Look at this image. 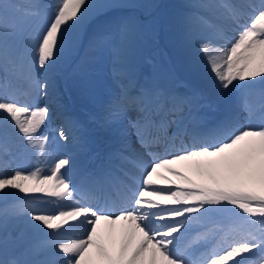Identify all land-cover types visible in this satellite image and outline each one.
Segmentation results:
<instances>
[{
  "label": "snow or ice",
  "instance_id": "obj_1",
  "mask_svg": "<svg viewBox=\"0 0 264 264\" xmlns=\"http://www.w3.org/2000/svg\"><path fill=\"white\" fill-rule=\"evenodd\" d=\"M114 6L106 0H59L37 37L35 60L27 66L18 38L27 32V18L41 17L42 6L38 0L27 7L0 0V157H7L10 138L16 134L41 155L47 151L48 138L38 133L50 110L22 102L20 89L27 85L36 99L47 96L50 83L37 79V70H42L41 76L50 75L57 51L74 41L89 17ZM183 22L188 39L199 31L211 32L213 39H227L226 30L241 29L230 46L198 41L204 53L210 49L217 53L209 57L217 86L241 89L240 110H229L205 130L192 117L198 93L178 96L140 86L130 89L125 84L106 120L123 119L128 124L122 147L106 166L88 176L87 187L93 195L85 199L96 200V205L74 203L49 212L38 206L47 202L42 197L24 201L26 226L49 238L23 245L11 259L0 258V264H91L85 260L91 249L107 264H264V0H195ZM157 112L175 117L167 121L175 125L171 135L155 119ZM128 133H134L142 151L132 146ZM59 136L69 139L63 130ZM161 145L164 154L155 151ZM177 164L187 171L173 167ZM69 165L70 158L65 156L44 175L39 167L28 174L20 169L10 175L0 171V204L4 205L0 209V250L7 246L10 223L20 214L8 211L12 190L71 203L76 189L61 173ZM170 176L182 184L176 185ZM137 180L139 187L134 191ZM29 181L34 184L28 185ZM111 189L117 190L119 198L133 196L132 207L114 210L117 201ZM169 204L176 207H166ZM229 205L241 209L243 215ZM217 216L229 219V225L220 223ZM101 221L113 226V231L125 222L115 254L98 235ZM80 226L82 235L67 237L69 230ZM197 227L204 231L189 240L188 234Z\"/></svg>",
  "mask_w": 264,
  "mask_h": 264
},
{
  "label": "rangeland",
  "instance_id": "obj_2",
  "mask_svg": "<svg viewBox=\"0 0 264 264\" xmlns=\"http://www.w3.org/2000/svg\"><path fill=\"white\" fill-rule=\"evenodd\" d=\"M7 2L29 5L32 0H7ZM38 2L42 6L41 17L27 18L28 27L26 34H28V31L29 34L22 35L18 38V44L22 48L26 63L29 62V58H32L34 62L37 55V37L41 34V30L48 19L54 14L55 7L59 4V0H38ZM106 2H110L115 6L103 13H97L89 17L85 24L75 33L74 41L72 43H66L62 50L57 51L55 72L53 71L48 76H41L40 71L42 70H37V79L47 80L50 83V87H54L55 85L58 89L55 97L48 94L47 96H41L39 99H36L32 90L27 85L20 89V96L24 94L31 95V97L30 95L28 96L30 99L23 100L20 98L22 102L27 101L30 104L35 103V106H46L51 112H49V118L46 120L45 127L41 126L38 135H48L49 128L54 129L52 135L57 133L56 129L58 131L63 130L69 137L68 141L63 140V145H70V150L61 154L58 153L59 155L53 156L45 162L42 161L40 164H33L32 155L29 153L33 148L24 142L21 134L13 135L14 138H12L14 140L17 139L18 142L16 141L15 144L11 145V154L16 158L19 165L17 168L12 165L14 170L20 169L25 174H28L30 171L39 167L42 169V173L48 170L46 173L48 174L60 158L65 156L72 158L74 153L81 152L80 150L83 144L81 141L83 140L84 130L87 128L84 123H79V119L82 122L84 120L81 118V115H85V120L86 116H88V119L91 118L90 121L87 119V123L93 126L103 128L112 126L113 128L118 124L115 121L110 123L103 121L105 124H99L100 119L98 115L100 113L97 111L99 108L97 105L104 101V98L109 95L111 90H119L117 93L119 94L125 84H128L130 89H133V84H135V87L137 82L141 83L145 79L146 72H150L156 66L166 73H169L170 77L176 80L175 88H178L177 90L179 92L176 91L174 93L175 95L192 94L193 90H198L199 97L197 103H199V101L204 102L205 90H208V92H211L212 89L214 90L213 82L209 86V82L207 81L208 86H205L204 89L203 87L196 86L195 79L200 81L204 80L202 78L204 77V81L206 79L211 80L212 73L208 72L206 63L209 62L210 56H216V54L202 52L201 57L197 56L198 60H192L191 58L194 51L198 52V41H210L213 39L211 32L199 31L191 39L185 36V25L183 21L185 15L189 12V8L184 9V7H189L195 0H107ZM255 2H258V0H255ZM47 5L49 6L47 7ZM52 9L55 10L53 11ZM242 23L244 22L242 21ZM240 30L238 27L230 28L225 32L227 39L217 40L221 45L229 44V41L235 40V34ZM175 72H178L179 76ZM9 78L12 79L11 74ZM17 78H21L20 73H17ZM259 79L257 78V81ZM195 86L197 89H194ZM237 90L241 91L238 87L234 92H238ZM222 91L223 95L211 98L214 101H210V98L208 99L212 103L211 106L214 110H224L227 100L230 99L228 93L226 94L225 92L229 90L224 89ZM111 98L105 101L107 102ZM32 99L33 101L31 102ZM213 109H210V111ZM108 110H110L109 107L106 108V111ZM94 111H97V114L93 117ZM198 112H200L199 109ZM74 113L77 114L74 115ZM192 113L194 114L195 112L192 111ZM57 114L59 115L58 117ZM67 114L74 116L70 119V116ZM64 115H66V123L69 120V123H72L70 130H66L67 124L63 122ZM158 115L159 112L156 113L155 117ZM50 118L54 120L51 122L55 123L56 121V123L54 127L47 128L49 126L48 120H51ZM164 118H169L167 112L164 114ZM76 122L78 123L76 124ZM80 124H82V128ZM72 161L73 159L70 163ZM7 165L10 168V161H8ZM26 183L30 186L34 184L31 181ZM12 191L14 195L9 197L7 201V207L10 213L17 210L21 211L20 209L24 210L26 207L24 201H29L33 197H42L44 201H47L40 203L38 205L40 208L49 212L56 211L54 208V199L47 198L46 196L43 197L42 193L25 195L24 193H20L19 190ZM22 216L23 212L21 211L19 215L15 216L16 220L14 221H23ZM121 223L125 226V222ZM157 223L162 225L165 222L160 221ZM10 225H14V227L12 228L10 226L8 228V243L2 250L9 258L16 256L23 245L40 240L45 236L38 229H24L23 226L26 225L22 226V224L18 225L16 223H11ZM77 228H74L76 232L69 234L68 238H78L83 234L84 228L82 226ZM108 230L112 233L113 226L109 225ZM10 232L13 233L9 234ZM17 237L21 239L18 240L16 239Z\"/></svg>",
  "mask_w": 264,
  "mask_h": 264
},
{
  "label": "bare ground",
  "instance_id": "obj_3",
  "mask_svg": "<svg viewBox=\"0 0 264 264\" xmlns=\"http://www.w3.org/2000/svg\"><path fill=\"white\" fill-rule=\"evenodd\" d=\"M48 6L49 5H47V7ZM186 8L188 9L189 7L188 6L184 7V9H186ZM52 10L54 11L55 9H52ZM45 11H47V10H45ZM28 34H29V31H28ZM28 34H26V35H28ZM238 34H239V32H237L235 34V39L237 38ZM210 41L213 44L221 45V43H219L217 39H212ZM202 52L203 51H201L200 48L198 47V52L194 51L193 54H192V57H191L192 60H194V59L198 60L197 56L201 57L202 56L201 55ZM209 52L210 53L212 52V53H214V54L217 55V53L214 50H211L210 49ZM28 60H29V62H27V63L25 62V63H26L27 66H31L32 63H33V59L32 58H29ZM206 65H207L206 68H208V72H211L210 71V68H209V62H207ZM200 77H201V75H200ZM202 78L205 80L204 77H202ZM9 79L11 80V78H9ZM204 80L197 81L195 79L196 86L203 87L205 89V86H208V85L211 86V82H213L214 83V90L212 89L211 92H208V90L207 91L206 90L204 91V96L205 97H203L204 99L201 97V99H203V101H204L202 103H206L209 98H210V101H214V99H211L212 97H215V96H218V95H223L222 94V92H223L222 90H224V89L219 88L217 86V83L218 82L215 80V77H214L213 74H211V80L212 81L210 79H206V81H204ZM207 81L209 82L208 85H207ZM157 85H161L163 87V90H161V91H168V89H170V93H173L174 94L176 92L175 91V89H176L175 88L176 80L174 78H171L169 73H166L165 71L161 70L160 68H158L156 66L150 72H146L145 79H143L142 82H141V88L156 89L157 87H161V86H157ZM196 86L194 87V89H197ZM48 90L50 92V93L48 92L49 95L55 97V95L57 94V90L58 89L54 85V87L52 86ZM234 90L225 91L226 94L228 93V97L230 99L227 100L226 105L224 107L225 113L223 114V117L225 116V114L229 110H232V111H239L240 110L239 109V102H240V99H241L242 92L241 91H238V90H237L238 92H234ZM197 91L198 90H193V92H195V93H197ZM32 93H33V91H32ZM32 101H33V99L31 100V102ZM34 104L35 103H32V105H34ZM198 104H201V102L199 101ZM164 114H166V112L163 113V115ZM193 115L195 117V120H196V118L200 117L199 115H197V113H194V114L192 113V116ZM160 117H161V114L159 113V115L157 117H155V119L159 120ZM88 120L90 121L91 119L89 118ZM208 120H213V121L215 120L216 122H218L217 119H216V117H214V116H212L211 118H208ZM213 121H212V123H213ZM45 123H46V121H45ZM45 123L42 125V127L43 126L45 127ZM53 123L54 122H51L49 124V122H48L49 127H54V124ZM115 123H118V124L115 125L113 128H112V126L111 127H108V128L107 127L103 128V127H100V126H98V127L97 126H93L92 124H89V123H84L85 124V127H87V128H85V130H84V133H83L84 136H83V140L81 141V143H84L85 144V147H86V149L88 151L86 153V155L92 154L95 151V148L98 149L100 151L101 160L98 159V157H96V160L99 161V162H101L102 165L107 164V162H109L110 157H112L115 153H117L121 149L122 142H123V137H124L125 133H127V130H128V124L124 120H122V121H115ZM241 123H246V121L242 119L241 120ZM49 127H47V128H49ZM202 128L203 129H206L205 126H202ZM48 130H49L48 135L45 136V137L48 138V143L46 145L47 151L43 155H41L35 149H32L31 152L28 150L29 153L32 155L33 160H34V162L36 164L37 163H42V161L45 162L48 159L52 158L54 155H57L58 153H63V151H69L70 150V145L69 146L68 145H63V142L60 141L59 138H57V137L54 136L55 134L52 135L53 132H54V129H52V128L50 129L49 128ZM172 133H173V131H172ZM128 135H130V143L132 144V146L134 148H136L137 150L142 151L141 149H139L137 143L135 142L136 139H134V137H135L134 133H128ZM14 136H12V137L14 138ZM12 137L10 138V141H9V147H10V145L15 144L16 141L18 142L17 139L14 140ZM20 140H22V139H20ZM59 141H60V143H59ZM72 148H73V146H72ZM81 156H82V153H80V152L74 153V155H73V161L70 163L69 166H66L61 171V173L65 176V178L67 180L69 178L68 181H70V183L72 185L74 183L75 177L80 174L79 172H80V169L82 167V164H80V163H78L76 161L80 160L81 159ZM7 157H8V155H7ZM7 157H0V159H2L4 161V165H3V167H0V171H3L4 170V171H6L7 174H10V173H13L15 170L12 168V166L9 168V166L7 165L8 164V161H9V158L7 159ZM145 160L146 161H149V159H146V157H145ZM92 163H96L95 159L93 160ZM173 167H176V168L180 169L181 171H187V169L185 168V166L183 164L173 165ZM161 171H163V170H161ZM47 172H48V170L44 171L42 173V175L46 174ZM71 172L73 174H71V177H70V175L67 174V173H71ZM164 174L165 175H170L169 173H166V172ZM189 174H191V173H189ZM170 178L172 180L176 181V185H181L182 184V182L180 181V179L178 177L170 176ZM161 186H163V187H174V185H167V184H162ZM43 197H45L44 194H43ZM50 199H53V198H50ZM74 203H81V202H79L77 200V198H75V200L73 202H71V203L65 202V201H60L59 203H57L55 201L54 202V208L56 210L59 209V208H66V207H70L71 204H74ZM1 207H3V204H1L0 208ZM166 207L171 208V207H176V205L169 204V205H166ZM229 208L233 209L234 210V213L242 214L243 215V212H242L241 209L236 208L235 206H232V205H229ZM20 210L23 212V216H22L23 217V221L22 220L21 221H16V222L14 221L13 223H16L18 225H21L22 224V226H23V225H26V222L28 220V217H27L26 212H24L23 209H20ZM21 211H18L17 210L15 212L20 213ZM178 219H183V218H178ZM216 219L220 223H222L223 225H225L226 227L230 223L229 219H227V218H225L223 216H217ZM14 220H16L15 217H14ZM10 226L11 225H9V227ZM11 227L13 228L14 225L11 226ZM23 227H24V229H27V230H29V228H30V227H27V226H23ZM97 227H98V235L103 238V241L107 245L109 251L111 253L115 254V252L119 248V243H120V240L122 238L123 229H124L123 224L121 222L119 224H117L115 226V230L112 233L108 230L109 224L107 222H105V221H101L100 224ZM73 230L74 229L69 230V232L67 234L73 233ZM200 231H204V229H200L198 227L197 228H194L193 231L188 234V239H193ZM12 233L13 232H10L9 234H12ZM47 238H49V237L48 236H44V238H41V239H47ZM211 245H212V240L210 239L209 240V247ZM12 255H13V253H12ZM0 258L11 259V258L7 257L6 254L2 250H0ZM85 260L86 261L91 260V264H107V261L104 260L101 256H99L96 253V250L95 249H91L90 252L88 254H86Z\"/></svg>",
  "mask_w": 264,
  "mask_h": 264
}]
</instances>
